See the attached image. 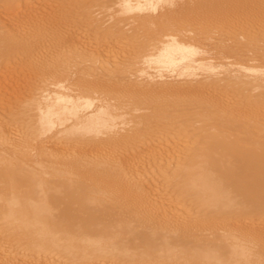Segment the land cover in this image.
I'll list each match as a JSON object with an SVG mask.
<instances>
[{
	"label": "bare ground",
	"instance_id": "1",
	"mask_svg": "<svg viewBox=\"0 0 264 264\" xmlns=\"http://www.w3.org/2000/svg\"><path fill=\"white\" fill-rule=\"evenodd\" d=\"M0 264H264V0H0Z\"/></svg>",
	"mask_w": 264,
	"mask_h": 264
},
{
	"label": "rangeland",
	"instance_id": "2",
	"mask_svg": "<svg viewBox=\"0 0 264 264\" xmlns=\"http://www.w3.org/2000/svg\"><path fill=\"white\" fill-rule=\"evenodd\" d=\"M208 56H210V54H209V53L207 54V57H208Z\"/></svg>",
	"mask_w": 264,
	"mask_h": 264
}]
</instances>
